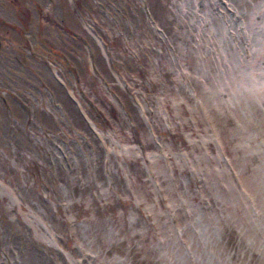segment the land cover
<instances>
[{"label": "rangeland", "instance_id": "obj_1", "mask_svg": "<svg viewBox=\"0 0 264 264\" xmlns=\"http://www.w3.org/2000/svg\"><path fill=\"white\" fill-rule=\"evenodd\" d=\"M263 85L264 0H0V264H264Z\"/></svg>", "mask_w": 264, "mask_h": 264}, {"label": "bare ground", "instance_id": "obj_2", "mask_svg": "<svg viewBox=\"0 0 264 264\" xmlns=\"http://www.w3.org/2000/svg\"><path fill=\"white\" fill-rule=\"evenodd\" d=\"M220 93V92H218ZM264 101V85L258 89H256L253 93H252V96H251V105L253 108H256L257 109V105L259 102H262ZM262 114L261 111H258V113L255 114V116H260ZM254 116V115H253ZM262 123H260V127L262 129H264V122L263 120H261ZM250 123V122H249ZM160 203H161V200L159 199Z\"/></svg>", "mask_w": 264, "mask_h": 264}]
</instances>
